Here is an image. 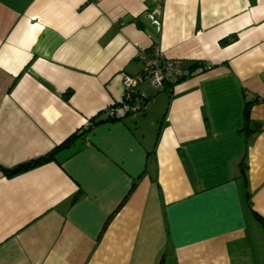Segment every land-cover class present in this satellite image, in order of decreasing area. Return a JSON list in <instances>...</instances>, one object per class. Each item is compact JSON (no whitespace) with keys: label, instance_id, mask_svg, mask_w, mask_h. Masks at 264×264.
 <instances>
[{"label":"crops","instance_id":"crops-1","mask_svg":"<svg viewBox=\"0 0 264 264\" xmlns=\"http://www.w3.org/2000/svg\"><path fill=\"white\" fill-rule=\"evenodd\" d=\"M153 46L208 68L112 118ZM74 133L0 168V264H264V0H0V167Z\"/></svg>","mask_w":264,"mask_h":264},{"label":"built area","instance_id":"built-area-1","mask_svg":"<svg viewBox=\"0 0 264 264\" xmlns=\"http://www.w3.org/2000/svg\"><path fill=\"white\" fill-rule=\"evenodd\" d=\"M149 16L158 24V21L153 18L152 13ZM151 48L138 52L137 57L142 62V68L137 75L131 76L123 73V84L125 86L124 99L107 108L112 118L124 116L130 110H140L143 97L136 91L139 82L150 80L155 87L161 88L164 85L171 87L173 83L184 78L186 75L196 74L208 68L207 66L198 65L195 69H184L181 66L179 58L166 56L162 48H157L156 46Z\"/></svg>","mask_w":264,"mask_h":264},{"label":"trees","instance_id":"trees-1","mask_svg":"<svg viewBox=\"0 0 264 264\" xmlns=\"http://www.w3.org/2000/svg\"><path fill=\"white\" fill-rule=\"evenodd\" d=\"M69 93L70 92H68V94ZM245 105L246 106H245V109H244L243 117H244V121H245V124H246V127H247L248 121L250 119L249 112H250L251 105H250L249 102H247ZM74 137L75 138L78 137L77 133H74V134L68 136L67 139L62 141L60 144H57L55 146V148H53L52 150H50L49 152H47L46 154H44L42 156H39L37 158L31 159V160L26 161V162H22V163L18 164L17 166H14L13 168H3V167H0V168L4 172L5 176L9 177V176H13V175L18 174V173L20 174V172L26 171L28 169H32V168H34V167H36L38 165H41L43 163H46L48 161H52V160L55 159L56 153L58 151H60L62 148H67L71 144V142L73 141ZM116 210H114L112 213H114ZM112 213L106 218V222L104 223V227L106 226V223H107L108 219L110 218V216L112 215ZM256 218L259 220V222L262 225V227H264V216H261V215L256 213ZM159 264H164V263L162 261H160Z\"/></svg>","mask_w":264,"mask_h":264}]
</instances>
